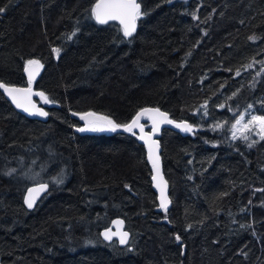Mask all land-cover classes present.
<instances>
[{
    "label": "trees",
    "instance_id": "trees-1",
    "mask_svg": "<svg viewBox=\"0 0 264 264\" xmlns=\"http://www.w3.org/2000/svg\"><path fill=\"white\" fill-rule=\"evenodd\" d=\"M137 2L126 38L91 17L96 0H0V82L28 86L39 59L33 87L53 101L35 100L41 123L0 93V264H264V140L229 141L249 105L264 116V0ZM148 107L193 127L158 139L166 211L135 132L77 131L76 115L126 124ZM33 175L49 190L27 211ZM117 216L123 248L99 237Z\"/></svg>",
    "mask_w": 264,
    "mask_h": 264
},
{
    "label": "snow or ice",
    "instance_id": "snow-or-ice-1",
    "mask_svg": "<svg viewBox=\"0 0 264 264\" xmlns=\"http://www.w3.org/2000/svg\"><path fill=\"white\" fill-rule=\"evenodd\" d=\"M167 3H172L173 0H166ZM5 11L4 8L0 7V13ZM91 17L95 19L98 24H107L109 21H119L122 26V31L124 37H131L133 32L136 29V22L146 13L141 11V4L137 0H96V3L90 9ZM193 19H196L195 13L192 14ZM75 35V33H73ZM71 39V37H69ZM249 39H255V37H250ZM53 53L59 54L60 49L53 48ZM249 64L247 67H251ZM43 67L39 59H29L25 62L24 71L28 75V86L25 88L9 86L6 83L0 82V89H3V92L7 94L12 102L17 108L23 109V111L29 113L30 115L38 116H47L48 113L45 112L42 108L36 107L31 101L33 95L40 96L44 103H52L43 92L33 93L32 84L35 80L36 75L39 73L40 69ZM264 71V68L261 69ZM239 75V72H237ZM259 75V73H257ZM223 107V105H221ZM252 106L249 105V108ZM75 115V113H73ZM142 116H147L148 119L152 120V129L153 132H158L161 124H173L176 128H179L184 132H192V125L179 122L177 123L174 120L169 119L167 113L161 112L159 109H150L144 108L141 109L135 117H133L130 123L120 124L116 123L113 119L108 116H99L95 113L88 112L81 115V119L85 121V126L83 128H78L77 131H116L118 128H123L126 132H132L134 128H139L141 133L144 132L143 125L140 124V118ZM243 117L241 118V120ZM241 120H237L236 124L233 125V129L241 131V136H237V131H233L232 139L236 140L241 138L248 140L247 135H243V132L250 131L252 128H257V134L262 140H264V116H252L251 120L247 124H244L242 129H238V126L241 125ZM216 127H220L217 125ZM144 140L148 146V159L152 164L153 168V182L155 187L160 192V204L159 207L161 210L166 211L169 205V199L166 194L167 182L164 180L163 175L160 172V163L159 155L157 154V149L159 144L156 140L152 139L151 134H143L139 137ZM252 145L249 144V147ZM59 182V181H58ZM47 189L46 184H41L39 187L29 188L27 190V195L24 198V203L29 209H31L40 193L44 192ZM114 224L121 225L122 221H114ZM105 240H112L113 236L119 235V242L121 245H124L128 242L129 233L127 231L117 230L113 232L111 229H107L102 233ZM177 242L181 240L179 235L175 236ZM183 254V253H182Z\"/></svg>",
    "mask_w": 264,
    "mask_h": 264
},
{
    "label": "water",
    "instance_id": "water-1",
    "mask_svg": "<svg viewBox=\"0 0 264 264\" xmlns=\"http://www.w3.org/2000/svg\"><path fill=\"white\" fill-rule=\"evenodd\" d=\"M94 20H95V19H94ZM95 22H96V21H95ZM109 22H112V21H109ZM109 22H108V23H109ZM113 22H116V23L121 27V29H122V26L120 25L119 21H113ZM97 24H98V23H97ZM101 25H103V24H101ZM127 38H129V37H127ZM39 74H40V71H39V73L36 75L35 80L38 78ZM25 75H26V79H27V82H28V75H27L26 72H25ZM35 80L33 81V83L35 82ZM9 86H13V85H9ZM14 87L25 88V87H27V86H14ZM32 90H33V93H36V92H37V91L34 89L33 84H32ZM0 93H1V94L4 96V98L9 102V104L12 106V108H13L16 112H18V113H20L21 115H23L24 117H26V118H28V119H30V120H36V121H39V122H41V123H46V122H47L49 115H47V116L30 115L29 113L23 111V109H21V108H17V107L15 106V104L12 102L11 98H10L7 94H5V93L3 92V89H0ZM39 97H40V96L33 95V96L31 97V101H32V103H34V104L36 105V107H38V108H42L45 112H47V111L45 110V108L39 106L38 103L35 101V100L38 99ZM148 108H150V109H159V108H154V107H148ZM143 109H144V108H143ZM159 110H160V109H159ZM139 111H140V110H139ZM139 111H138V112H139ZM160 111L163 112L162 110H160ZM138 112H137V113H138ZM47 113H48V112H47ZM85 113H88V112H85ZM137 113H136V114H137ZM164 113H165V112H164ZM82 114H84V113H82ZM82 114L76 115V118H77L78 120H81V121H83V122L85 123V121L82 120V119L80 118ZM136 114L134 115V117L136 116ZM96 115H97V114H96ZM132 119H133V118H132ZM132 119L129 121V123L132 121ZM169 119H170V118H169ZM171 120H172V119H171ZM182 121L185 122V123L190 124L188 121H185V120H182ZM182 121H176V122L179 123V122H182ZM140 124L143 125V128H144V132H143V133H141V131H140L139 128H134L132 131L135 132V133L137 134L138 142L141 143V144L144 146V148H145V159H146V162H147V164H148V166H149V168H150V172H151V177H150V181H151V189H152V191L154 192V194L156 195V202H157V205H158V211H159V209H160V207H159V204H160V192H159V190L155 187L154 182H153V179H152V176H153L154 173H153L152 164H151V162H150L149 159H148V146L146 145L145 141L142 140V139H140L139 137H140L141 135H143V134H151L152 139H153V140H156V141L158 142V139H159V137H160V135H161L162 130H163L164 128H167V127H169V128H171L172 130H174V131L180 133L182 136H189L192 132H184V131H181L179 128H176L173 124H167V123H165V124H161V125H160V129H159L158 132H153V129H152V120L148 119L147 116H142V117L140 118ZM120 130L123 131V132H126V131L123 130V128H120ZM158 144H159V142H158ZM157 154L159 155V158H160V147L157 149ZM159 163H160V172H161V174L163 175L164 180L167 182L166 194H167L168 199H169V201H170V202H169V205H168V208H169L170 205H171V199H170V196H169V183H168V181L166 180V178H165V176H164V173H163V168H162L161 158L159 159ZM41 184H46V185H47V189H46L44 192L40 193V195L38 196V198H37V200H36L34 206H33L31 209H29V208L27 207V205L24 203V198H25V196L27 195V190H28L29 188L39 187V185H41ZM48 190H49V184L46 183V182H37V183L30 184V185L25 189L24 194H23V197H22V204H23L24 208H25L27 211H32V210L34 209L35 205L38 203V201H39L44 195H46V193L48 192ZM114 221H122L123 224H122V226H121V225H117V224H114ZM164 222H167V219H164ZM107 229H111L113 232H117V230L119 229V230H121V231H127V232L129 233V231L125 229V222H124V220H123L121 217H118V216H117V217H113V218H111L110 221H109V223H108V225H107L106 227L102 228V229L99 231V237H100L101 241H103V242L106 243V244H109V243H112L113 241H115V242H116V245H117L119 248H123V247L127 246V244H128L129 241H130V238H131V234H130V233H129V237H128V242H127L126 244H124V245H121L120 242H119V235H115V236H113L112 240H110V241L104 239L102 233H103L105 230H107Z\"/></svg>",
    "mask_w": 264,
    "mask_h": 264
},
{
    "label": "rangeland",
    "instance_id": "rangeland-1",
    "mask_svg": "<svg viewBox=\"0 0 264 264\" xmlns=\"http://www.w3.org/2000/svg\"><path fill=\"white\" fill-rule=\"evenodd\" d=\"M252 116H258V115L254 114L252 108H249L247 111H245L244 113L240 114V115L235 119V121L231 124V126H230V130H229V141H230V142H234V141H236V140L238 139V138H237L236 140H233V139H232V133H233V131H237V136H238V137H240V135H241V131H240V130L233 129V127H232L233 125L236 124V121H237V120H241V118L243 117V119L241 120V125L238 126V129H242L243 125H244V124H247L248 121L251 120ZM217 125H220V124H219V123H213V124H212V128H213V129L220 128V127H216ZM84 126H85V123H84V125H83L81 128H83ZM212 128H211V129H212ZM251 131H253L255 134H257L258 129H257V128H252ZM79 132H81V131H79ZM83 132H108V131H82L81 133H83ZM257 135H258V134H257ZM258 136H259V135H258ZM31 181H32V182H37V181H38V177L35 176V175H33V176L31 177Z\"/></svg>",
    "mask_w": 264,
    "mask_h": 264
},
{
    "label": "flooded vegetation",
    "instance_id": "flooded-vegetation-1",
    "mask_svg": "<svg viewBox=\"0 0 264 264\" xmlns=\"http://www.w3.org/2000/svg\"><path fill=\"white\" fill-rule=\"evenodd\" d=\"M118 129H120V128H118ZM118 129H117V130H118ZM117 130H116V131H117ZM108 132H114V131H108ZM112 243H116V242H115V241H113Z\"/></svg>",
    "mask_w": 264,
    "mask_h": 264
},
{
    "label": "bare ground",
    "instance_id": "bare-ground-1",
    "mask_svg": "<svg viewBox=\"0 0 264 264\" xmlns=\"http://www.w3.org/2000/svg\"><path fill=\"white\" fill-rule=\"evenodd\" d=\"M75 119H77L76 116H75ZM80 121H81V120H80ZM82 122H83V121H82ZM83 123H84V122H83ZM136 135H137V134H136Z\"/></svg>",
    "mask_w": 264,
    "mask_h": 264
}]
</instances>
